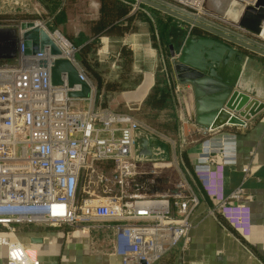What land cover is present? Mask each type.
<instances>
[{
	"label": "built area",
	"instance_id": "obj_1",
	"mask_svg": "<svg viewBox=\"0 0 264 264\" xmlns=\"http://www.w3.org/2000/svg\"><path fill=\"white\" fill-rule=\"evenodd\" d=\"M133 1L131 12L144 5ZM164 1L205 20L215 29L264 44V19L256 33L207 12L203 8L204 0ZM237 1L252 8L258 2ZM25 22L42 30L50 43L34 55H25L22 42L25 30L19 27L13 60L0 61V228L3 231L14 235L17 225L67 226L86 232L105 227L113 231V254L121 264H155L174 248L181 251L188 248L190 217L199 204L197 190L201 189L213 200V211L221 212L235 230L246 234V212L227 205L229 199L238 197L241 188L228 195L222 193L221 164L216 163L213 155L221 153L225 157L222 146L207 145L191 165L192 174L181 172L172 186L153 192L150 186L159 175V162L135 160L134 132L141 130L167 143L172 157L176 158L174 138L129 113L100 107L102 94L77 62L78 48L57 29L47 28L43 21ZM192 29L188 26L185 37ZM52 46L59 54H52ZM173 48L168 56L170 63L179 56L180 49ZM58 59L67 60L75 68L79 81L88 87L86 97L68 95L81 91L82 87L80 83L70 87L67 72H61V84H52L51 70ZM173 81V97L179 108L177 117L182 118L180 92L184 86L176 78ZM246 126L247 121L234 127ZM183 128L189 138L195 132L207 135L201 145L222 131H211L182 118V135ZM226 161L230 162L224 158ZM100 162H111L108 172L97 166ZM241 171L245 179L248 165ZM99 185L104 187L102 192ZM10 245L23 248L18 239L0 233V246Z\"/></svg>",
	"mask_w": 264,
	"mask_h": 264
},
{
	"label": "crops",
	"instance_id": "obj_2",
	"mask_svg": "<svg viewBox=\"0 0 264 264\" xmlns=\"http://www.w3.org/2000/svg\"><path fill=\"white\" fill-rule=\"evenodd\" d=\"M170 22L169 28L177 24L172 17ZM134 25V31L122 35H101L97 56L109 69H120L117 52L122 46L129 48L132 52L129 69L140 76L139 83L132 89L133 94L140 89L146 90L144 100L154 84L157 67L165 68L171 63L169 55L162 54L163 44L159 40L154 46L149 23L136 19ZM245 53L252 58L247 75L264 91V57L249 51ZM171 76L174 80L173 71ZM116 96L114 93L112 98L115 100ZM230 119L232 123L237 118L232 114ZM223 124L213 127L216 129ZM226 138L232 139L231 149L223 148L227 155H213L216 163L221 164L222 193L228 195L241 188L238 197L229 199L227 205L246 212V234L235 230L221 212L213 211V200L198 189L200 201L190 217L192 228L188 248L184 251L174 248L155 264H264V107L247 120L245 128L222 129L207 143L218 144L220 139ZM200 146L195 145L188 152L191 165L196 162ZM224 158L230 162H224ZM245 165H248L249 173L244 179L241 168ZM0 233L18 239L23 245V248L0 246V264H121L119 257L113 254V231L109 228L86 232L67 226L17 225L14 235L1 228Z\"/></svg>",
	"mask_w": 264,
	"mask_h": 264
},
{
	"label": "water",
	"instance_id": "obj_3",
	"mask_svg": "<svg viewBox=\"0 0 264 264\" xmlns=\"http://www.w3.org/2000/svg\"><path fill=\"white\" fill-rule=\"evenodd\" d=\"M136 1L172 17L177 23L169 28L168 49L170 53L174 50L173 46L180 49L171 67L178 83L184 86L180 92L183 119L211 129L223 110L237 118L232 123L217 127L219 130L244 125L264 107V91L247 75L252 58L245 53L249 51L264 57L263 43L215 29L205 20L164 0ZM203 8L256 33L258 24L264 19V0H258L253 8L237 0H204ZM188 26L193 27L192 33L185 37ZM20 29L25 30L22 35L25 55H34L50 43L47 35L33 27L31 22H21ZM194 30L201 31V34L193 33ZM51 52L59 54L54 46ZM61 72H67L70 87L81 84V91L70 92V97L88 95V87L79 81L75 68L64 59L54 62L52 84H61ZM181 141L184 142L183 135ZM134 156L137 162L161 163L169 161L171 151L167 143L137 130L134 132Z\"/></svg>",
	"mask_w": 264,
	"mask_h": 264
},
{
	"label": "trees",
	"instance_id": "obj_4",
	"mask_svg": "<svg viewBox=\"0 0 264 264\" xmlns=\"http://www.w3.org/2000/svg\"><path fill=\"white\" fill-rule=\"evenodd\" d=\"M133 0H98L96 15L87 18L83 23V27L76 32H64V36L78 48L75 54L77 62L85 74L91 79L102 94V98L98 102L100 107H110V99L113 94L120 91L132 90L140 81V76L131 72L129 65L132 60V52L126 46H122L117 52L118 64L120 69H109L107 63L98 60L97 51L100 47L99 37L101 35H122L134 31L136 19L147 21L151 28V39L154 46L155 41L159 40L162 46V54L169 55L167 31L170 25L171 17L157 10H151V15L147 12L137 9L132 11ZM144 8L146 6L143 5ZM52 15V23L50 29H57L66 21V11L61 4L53 3L49 7ZM12 18L17 21V15L0 14V18ZM194 30L193 33H200ZM120 60V61H119ZM170 65L165 68L157 67L154 75V84L149 93L143 100L145 108L156 112H169L170 119L159 126H154L158 130L169 134L178 132L177 123V104L173 97V84ZM153 126V125H152ZM178 156L180 165L188 174H192V166L185 152L179 150ZM104 171L111 166V162H100L97 164ZM103 185L98 186V190L102 192ZM113 194V193H112ZM82 194L79 193V198Z\"/></svg>",
	"mask_w": 264,
	"mask_h": 264
},
{
	"label": "rangeland",
	"instance_id": "obj_5",
	"mask_svg": "<svg viewBox=\"0 0 264 264\" xmlns=\"http://www.w3.org/2000/svg\"><path fill=\"white\" fill-rule=\"evenodd\" d=\"M52 2L61 4L62 7L65 8L66 21L57 27V30L63 34L65 31L76 32L79 28L83 27V22L87 18L95 17L98 5V0H0V14L17 15L19 18L17 21L12 18H4L3 16L0 18V29H2V31H0V61L13 60L12 56L13 51H15V39L21 22L36 20L43 21L46 27L49 28L53 19L49 11ZM140 8L148 12V14H152L150 7L146 6V8H144L143 5H140ZM145 93L146 90L144 89L135 91V94H133V90L116 92L115 94L117 96L115 100L114 98L110 99V107L117 111L129 113L135 118L145 121L153 126H159V124L169 121L170 115L168 110L156 112L144 107L142 99L144 98ZM117 102L119 103L117 104ZM178 109L175 113L176 116L177 113H179ZM177 123L179 127L178 132L169 133L177 144L176 158L171 155L169 161L159 162L157 164L159 175L156 177V182L150 186V189L153 192H161L168 186H172L179 178L180 173L186 171L180 165V159L178 156L179 150L185 152L188 157L190 148L201 144L207 138V135H202L198 132L193 133L192 138H189L186 129L183 128L185 131L183 132L185 142H182L180 131V128L182 127V118L179 115L177 117ZM212 136L213 135L210 137Z\"/></svg>",
	"mask_w": 264,
	"mask_h": 264
},
{
	"label": "bare ground",
	"instance_id": "obj_6",
	"mask_svg": "<svg viewBox=\"0 0 264 264\" xmlns=\"http://www.w3.org/2000/svg\"><path fill=\"white\" fill-rule=\"evenodd\" d=\"M229 113V114H228ZM226 113V110H223L214 120L213 124H212V128L210 129L211 131H216L217 129H215V127L213 126H217V124H221V123H225V122H229L231 119L230 116V112ZM207 145H209L210 147H220L222 146L223 148H225L227 151H229V149H231V145H232V139L231 138H226V139H220L219 143L216 144L215 142L212 143H207V144H202L200 146V151L203 152L207 149ZM219 145V146H216Z\"/></svg>",
	"mask_w": 264,
	"mask_h": 264
},
{
	"label": "flooded vegetation",
	"instance_id": "obj_7",
	"mask_svg": "<svg viewBox=\"0 0 264 264\" xmlns=\"http://www.w3.org/2000/svg\"><path fill=\"white\" fill-rule=\"evenodd\" d=\"M201 34V33H200Z\"/></svg>",
	"mask_w": 264,
	"mask_h": 264
}]
</instances>
